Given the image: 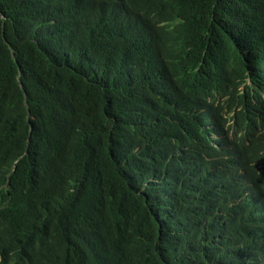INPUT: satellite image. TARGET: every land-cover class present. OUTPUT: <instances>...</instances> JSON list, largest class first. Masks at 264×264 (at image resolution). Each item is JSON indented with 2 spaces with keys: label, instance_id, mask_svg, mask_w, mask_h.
Masks as SVG:
<instances>
[{
  "label": "trees",
  "instance_id": "trees-1",
  "mask_svg": "<svg viewBox=\"0 0 264 264\" xmlns=\"http://www.w3.org/2000/svg\"><path fill=\"white\" fill-rule=\"evenodd\" d=\"M221 60L264 64V0H0V264L263 263L196 121Z\"/></svg>",
  "mask_w": 264,
  "mask_h": 264
},
{
  "label": "clouds",
  "instance_id": "clouds-1",
  "mask_svg": "<svg viewBox=\"0 0 264 264\" xmlns=\"http://www.w3.org/2000/svg\"><path fill=\"white\" fill-rule=\"evenodd\" d=\"M220 63L219 70L212 71L209 76L207 87L198 91L195 109L196 121L207 134L206 152L215 170L240 168L264 194V122L259 133L256 129L259 124L256 117L262 116L264 119V96L260 98L264 93V64L256 65L243 61L237 64L235 62L233 66L224 69L222 60ZM221 83L225 85L223 88ZM213 96L218 98L210 102ZM230 100H235L231 103V108L235 111L222 117L221 112L226 110L222 108V104ZM260 106L262 109L258 110ZM203 108L210 109V119L204 114ZM247 133L253 135L246 136ZM222 135H225V138L221 150L212 152ZM259 149L261 151H258ZM214 156L217 160L212 158ZM238 234L235 239L239 238ZM254 237L255 233L250 237L247 235V240L252 242Z\"/></svg>",
  "mask_w": 264,
  "mask_h": 264
},
{
  "label": "bare ground",
  "instance_id": "bare-ground-1",
  "mask_svg": "<svg viewBox=\"0 0 264 264\" xmlns=\"http://www.w3.org/2000/svg\"><path fill=\"white\" fill-rule=\"evenodd\" d=\"M262 96H264V94H262ZM219 139H220V138H219ZM219 139H218V140H219ZM218 140H217V141H218ZM249 198H251V197L249 196ZM249 198H248V199H249ZM251 200L254 201V198L252 197Z\"/></svg>",
  "mask_w": 264,
  "mask_h": 264
}]
</instances>
